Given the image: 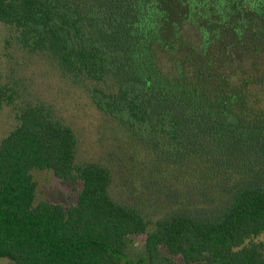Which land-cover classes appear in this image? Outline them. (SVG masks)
<instances>
[{
  "label": "trees",
  "instance_id": "obj_1",
  "mask_svg": "<svg viewBox=\"0 0 264 264\" xmlns=\"http://www.w3.org/2000/svg\"><path fill=\"white\" fill-rule=\"evenodd\" d=\"M0 24L86 89L169 201L148 232L153 205L116 198L113 168L77 164L74 129L28 106L0 144V258L130 264L147 233L134 264H264V0H0ZM13 99L0 83V113ZM34 170L82 182L78 203L38 201Z\"/></svg>",
  "mask_w": 264,
  "mask_h": 264
},
{
  "label": "rangeland",
  "instance_id": "obj_2",
  "mask_svg": "<svg viewBox=\"0 0 264 264\" xmlns=\"http://www.w3.org/2000/svg\"><path fill=\"white\" fill-rule=\"evenodd\" d=\"M18 36L15 28L0 24V83L14 96L13 102L6 104L0 113V144L18 125L23 109L33 105L51 107L55 119L71 126L78 137L77 164L109 165L114 170L112 193L116 198L136 205L142 201L153 205L148 214L152 220L148 232L153 231L156 221L153 219L158 218V209L166 206L159 214L166 212L169 201L167 192L158 186L153 185L156 192L148 193L153 184L145 175L150 164L148 156L94 106L84 87L66 77L46 54L24 50ZM33 172L38 182V201L48 200L65 206L78 203L82 182H64L50 170ZM146 238L147 233L128 238L129 248L124 259L127 263L134 264L147 257ZM251 241L264 244V233ZM155 262L185 264L181 257L172 256L166 250H162ZM0 264L16 263L0 258Z\"/></svg>",
  "mask_w": 264,
  "mask_h": 264
}]
</instances>
